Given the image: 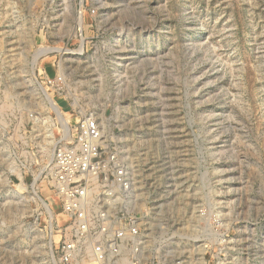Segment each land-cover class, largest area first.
<instances>
[{
    "label": "rangeland",
    "instance_id": "374dc122",
    "mask_svg": "<svg viewBox=\"0 0 264 264\" xmlns=\"http://www.w3.org/2000/svg\"><path fill=\"white\" fill-rule=\"evenodd\" d=\"M85 117L138 228L103 264H264V0H0V264H61L41 201Z\"/></svg>",
    "mask_w": 264,
    "mask_h": 264
},
{
    "label": "built area",
    "instance_id": "2783aa9c",
    "mask_svg": "<svg viewBox=\"0 0 264 264\" xmlns=\"http://www.w3.org/2000/svg\"><path fill=\"white\" fill-rule=\"evenodd\" d=\"M103 143L97 121L85 117L69 140L54 147L49 174L51 186L62 213L71 221L58 232L61 240L57 254L61 264H73L81 256L89 258L87 264H103L118 254L120 246L137 236L138 228L132 216L123 215L124 220L129 217L132 223L125 221L122 225L119 217L114 218L108 212L114 208L112 202L116 199L106 188L108 165L114 166L113 183L122 188L125 207L129 208L127 213L132 190L126 175L114 163V157L103 155ZM119 191L121 193V189ZM118 223L124 227H118Z\"/></svg>",
    "mask_w": 264,
    "mask_h": 264
},
{
    "label": "bare ground",
    "instance_id": "6f19581e",
    "mask_svg": "<svg viewBox=\"0 0 264 264\" xmlns=\"http://www.w3.org/2000/svg\"><path fill=\"white\" fill-rule=\"evenodd\" d=\"M53 52H57V53H63L64 52V50H62L61 48H48V49H43V50H40L39 52H37V54H36V58H35V60H34V62H33V67L34 66H36L37 64H38V61L41 59V58H45L48 54H50V53H53ZM47 99V98H46ZM47 101H48V99H47ZM49 102H50V105L52 106V107H55L54 105H53V103L49 100ZM55 111V110H54ZM59 114V113H58ZM59 117H60V121H61V126H62V128L64 129V132H65V135H67V132H68V129H67V121L65 120V118H63V115H61V114H59ZM101 122H102V125H103V119H101ZM100 125H101V123H100ZM38 200H39V198H38ZM41 205L44 207V209L46 210V212L48 213V215H49V218H50V220H52L53 219V217H55L56 216V219H57V221H58V224H61L62 222H65V221H67V217L65 216V214H58V215H56V214H54V212H53V210H52V208H51V205H49V204H46L43 200L41 201ZM128 206V205H127ZM129 207H131L130 205H129ZM50 246V245H49ZM48 246V247H49ZM51 248L52 247H50V248H48V255L50 256V258L52 257V252H51ZM134 255L136 254L133 250L131 251ZM132 254V255H133ZM137 255V254H136ZM125 257V256H124ZM136 257V256H135ZM128 258V257H127ZM127 258H123V260L121 261V264H130V260L129 259H127ZM135 260H139V258L138 259H135Z\"/></svg>",
    "mask_w": 264,
    "mask_h": 264
}]
</instances>
